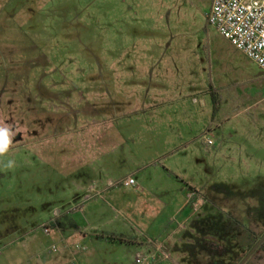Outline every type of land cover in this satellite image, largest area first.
<instances>
[{"label":"rangeland","instance_id":"374dc122","mask_svg":"<svg viewBox=\"0 0 264 264\" xmlns=\"http://www.w3.org/2000/svg\"><path fill=\"white\" fill-rule=\"evenodd\" d=\"M212 1L0 0V264H182L194 220L220 251L211 221L264 231V71Z\"/></svg>","mask_w":264,"mask_h":264},{"label":"built area","instance_id":"2783aa9c","mask_svg":"<svg viewBox=\"0 0 264 264\" xmlns=\"http://www.w3.org/2000/svg\"><path fill=\"white\" fill-rule=\"evenodd\" d=\"M208 25L264 71V0H213ZM120 184L130 186L136 182L130 176ZM148 241L157 251L163 248L161 243ZM136 262L156 264V256L139 254Z\"/></svg>","mask_w":264,"mask_h":264},{"label":"trees","instance_id":"16d2710c","mask_svg":"<svg viewBox=\"0 0 264 264\" xmlns=\"http://www.w3.org/2000/svg\"><path fill=\"white\" fill-rule=\"evenodd\" d=\"M209 217V216H208ZM211 218V217H210ZM205 218L200 220H194L191 222V229L185 232L184 243L176 247V253L183 256L181 257L182 264H240L248 253L254 248L259 239L264 235V231L261 233H255L252 229H241V223L239 221H224L213 222L208 225L209 228L213 226H219L221 231V241L224 247L223 251L216 249V246L210 242L207 237L208 233L202 228V223H206ZM235 226V227H234ZM233 238H235V246L238 249L234 259L229 258L231 253L229 252V246H231ZM264 247L263 245L257 250L253 257ZM170 255L175 254L169 252ZM250 261V260H249ZM248 261V262H249ZM248 264V263H247Z\"/></svg>","mask_w":264,"mask_h":264},{"label":"clouds","instance_id":"9594fccd","mask_svg":"<svg viewBox=\"0 0 264 264\" xmlns=\"http://www.w3.org/2000/svg\"><path fill=\"white\" fill-rule=\"evenodd\" d=\"M12 136L13 133L9 127L0 126V155H3L8 151L9 146L12 143ZM12 164L13 162L9 161L6 166L12 167Z\"/></svg>","mask_w":264,"mask_h":264},{"label":"crops","instance_id":"0c3cea01","mask_svg":"<svg viewBox=\"0 0 264 264\" xmlns=\"http://www.w3.org/2000/svg\"><path fill=\"white\" fill-rule=\"evenodd\" d=\"M246 75H248V74H246ZM257 80H258V78H257V76H256L255 79H254V81L257 82ZM187 202H188V201H187ZM187 202H186V203H187ZM192 215H193V214H192ZM192 215L189 216V217H187L184 221H182V222L180 223V225H179V227H178V229H177L178 232H179V230H180L181 228H183L185 225L188 224V222H189V220L191 219ZM173 236H174V234H170V235H168V236L164 239L165 243H167L168 240H171V239L173 238ZM182 242H183V240H182V238H181V239H179L178 241H176V242H175L170 248L172 249V247H174V245L179 246ZM129 243H130V242H129Z\"/></svg>","mask_w":264,"mask_h":264},{"label":"water","instance_id":"95a60500","mask_svg":"<svg viewBox=\"0 0 264 264\" xmlns=\"http://www.w3.org/2000/svg\"><path fill=\"white\" fill-rule=\"evenodd\" d=\"M263 243H264V235L259 239V241L254 246V248L248 253V255L243 259V261L240 264H247L248 261L253 257V255L257 252V250L263 245Z\"/></svg>","mask_w":264,"mask_h":264}]
</instances>
